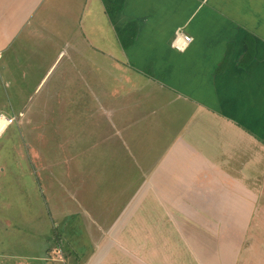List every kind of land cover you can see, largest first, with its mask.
I'll return each mask as SVG.
<instances>
[{
  "label": "crops",
  "instance_id": "1",
  "mask_svg": "<svg viewBox=\"0 0 264 264\" xmlns=\"http://www.w3.org/2000/svg\"><path fill=\"white\" fill-rule=\"evenodd\" d=\"M134 23L135 40L125 49L121 33L131 36ZM180 28L194 37L184 51L172 45ZM24 35L65 42L69 53L82 54L84 60L87 47L111 57L104 81L96 79L107 88L96 85L94 97L106 102L108 112L73 111L70 122L82 132L86 118H94L100 154L106 149L104 142L109 150L125 149L130 159L123 164L132 170L138 164L142 179L109 226V236L89 235V247L76 253L71 249L75 240L66 233L55 237L60 225H54L52 235L30 242L29 249L17 240H0V264H161L155 261L157 254L165 256L173 249L159 247L166 244L165 238L152 237V213H158L164 227L168 213L174 222L181 221L176 219L179 213H208L206 226L218 229L221 236L230 230V239L212 243H236L237 231H242L236 260L264 262V0H0V64ZM5 67L6 63L4 71ZM79 73L85 82V62ZM134 90L149 99L148 115L131 106L143 108L149 102L131 103L122 94ZM181 101L187 106L172 116L182 122L166 130L170 136L157 154L152 153L145 144L149 138L141 133L150 135L154 126L168 124L157 117ZM23 112L15 122L20 126L29 125ZM139 119L150 125L137 126ZM104 133L108 134L103 137ZM108 158L119 165L118 155L110 153ZM45 169L41 176L32 167L28 170L48 182L54 171ZM46 192L49 200L52 194ZM52 203L50 224L55 223ZM250 229H255L251 237ZM199 233L189 245L207 237Z\"/></svg>",
  "mask_w": 264,
  "mask_h": 264
},
{
  "label": "rangeland",
  "instance_id": "2",
  "mask_svg": "<svg viewBox=\"0 0 264 264\" xmlns=\"http://www.w3.org/2000/svg\"><path fill=\"white\" fill-rule=\"evenodd\" d=\"M31 36L28 38L24 35L19 39L0 64V113L18 114L25 111V119L29 120V125L20 126L14 123L0 135V240L4 243L17 240L18 244L25 245L24 250L27 246L29 249L30 242L44 240L45 236L53 234L54 225H60V229L55 231V237L58 235L61 239L66 233L68 238L75 240L71 249L74 248L76 253H80L83 248L89 247V235H110L109 226L140 187L142 168L135 164L133 170L127 169L123 162L130 157L125 149H118L119 153L118 150H109L106 142V149L100 154L96 141L101 139L98 134H94V118H86L87 127L82 132L70 122L73 111L88 109L108 112L106 102L100 99L96 101L94 97L98 89L96 85H100L96 79L101 77L104 81L106 71L113 64L111 57L87 47L84 60L82 54L80 56L78 53H69L65 42L53 44L50 42L52 38ZM22 47L23 51L20 49ZM17 49L19 53L16 52ZM84 62L87 79L85 82L79 73ZM4 63L7 64L5 71ZM2 76L6 78V86ZM105 85L101 84L99 89ZM127 92L122 94H125L126 100H132L131 103L149 102L143 108L131 106V110L143 111L148 115L151 111L149 99L139 90L131 91L126 96ZM165 96L169 98L168 92H165ZM184 106H187V102L173 103L165 113L157 117L168 124L154 126L150 135L145 131L141 133L149 138L145 144L152 153L157 154V149L170 136L169 132L165 133L166 130L171 127L173 129L182 122V119L178 121L172 115ZM191 109L190 105L187 110ZM149 125V120L139 119L137 126L146 129ZM107 134L104 133L103 137ZM70 144L73 146L69 147ZM110 153L118 155L119 165H113L112 161L109 163ZM101 156L106 158L104 164H101ZM29 159L37 160L38 165L31 164ZM30 167L40 176L42 169L52 167L53 179L50 178L48 182L39 181L28 170ZM47 189L52 194L49 200ZM70 193L72 195L69 196ZM74 194L76 195L73 196ZM49 202H53L51 215L54 224H50ZM207 215L209 214L179 213L176 219L181 221L174 222L173 218H169L172 215L168 213V223L164 227L158 213H152V237L161 238L162 241L165 238L166 244L162 242L159 247L166 246L167 251L173 249L165 256L157 254L155 261L161 264H264L263 261L236 260V254L242 248V231H237L240 241L235 239L236 243H212L230 239V230H224L225 234L221 236L218 229L206 226ZM192 217L195 219L192 220ZM97 224L103 228H95ZM201 226L205 230H200ZM198 232L199 236L206 234L207 237H200V243L189 245L190 240L197 238L193 235ZM254 232L255 229L248 230V236L251 237ZM261 232L263 239L264 228ZM14 246L16 244L12 245ZM34 247L37 249V246ZM69 247L67 244V248ZM40 248L42 245L38 246ZM75 258L79 259L77 255Z\"/></svg>",
  "mask_w": 264,
  "mask_h": 264
},
{
  "label": "built area",
  "instance_id": "3",
  "mask_svg": "<svg viewBox=\"0 0 264 264\" xmlns=\"http://www.w3.org/2000/svg\"><path fill=\"white\" fill-rule=\"evenodd\" d=\"M194 37L186 33L183 28L176 31L175 36L172 41L174 48L184 51L193 42ZM24 116V112H19L18 114H5L0 113V135H2L10 125L14 124L19 120V118Z\"/></svg>",
  "mask_w": 264,
  "mask_h": 264
},
{
  "label": "trees",
  "instance_id": "4",
  "mask_svg": "<svg viewBox=\"0 0 264 264\" xmlns=\"http://www.w3.org/2000/svg\"><path fill=\"white\" fill-rule=\"evenodd\" d=\"M110 10H113L111 6H110ZM136 30H137L136 23H134L133 27L132 25H130L131 36H126L125 34L121 33L120 39L125 49L134 42L136 36Z\"/></svg>",
  "mask_w": 264,
  "mask_h": 264
}]
</instances>
